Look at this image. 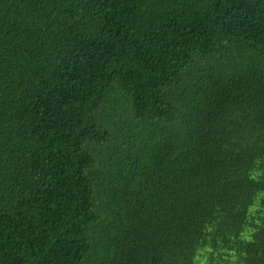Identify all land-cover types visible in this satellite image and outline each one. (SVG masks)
I'll return each instance as SVG.
<instances>
[{
	"label": "trees",
	"instance_id": "1",
	"mask_svg": "<svg viewBox=\"0 0 264 264\" xmlns=\"http://www.w3.org/2000/svg\"><path fill=\"white\" fill-rule=\"evenodd\" d=\"M0 264H264V0H0Z\"/></svg>",
	"mask_w": 264,
	"mask_h": 264
}]
</instances>
